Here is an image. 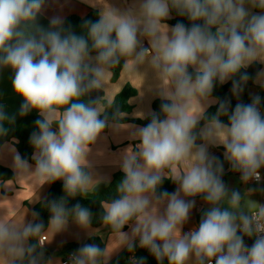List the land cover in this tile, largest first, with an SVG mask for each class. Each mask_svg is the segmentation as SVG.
<instances>
[{
    "label": "clouds",
    "instance_id": "1",
    "mask_svg": "<svg viewBox=\"0 0 264 264\" xmlns=\"http://www.w3.org/2000/svg\"><path fill=\"white\" fill-rule=\"evenodd\" d=\"M44 6L45 0H0V70L13 73L12 90L22 100L18 115L40 117L30 136L34 164L14 147L0 146V152L7 147L12 154L16 179L38 177V189L63 181L65 195L46 202L47 230L38 212L18 221L0 213V264H52L38 249L65 231L69 220L91 228V211L79 203L69 208L67 199L86 197L107 182L94 174L90 156L107 128L122 129L120 109L103 107L102 95L92 98V93L102 92L106 73L128 60L152 69L153 91L163 103L146 126L131 131L138 142L116 161L123 177L114 198L101 204L102 223L118 247L84 244L70 264H109L116 249L133 252L137 238L158 264L165 259L168 264H264V204L250 199L253 189L243 194L229 189L223 163L209 153V146H223L224 159L245 184L260 182L261 97L238 102L230 112V101L212 93L217 82L232 80L231 92L239 98L249 79L241 69L264 64V0H133L126 9L109 5L97 21H85L86 35L65 28L59 15L44 28L38 23ZM173 12L190 26L170 27L166 21ZM256 82L264 87V71ZM212 104L219 107L208 115ZM15 120L0 103V137ZM164 179L177 185L174 192L158 191ZM197 196L209 207L197 227L182 232ZM126 225L130 233L123 231ZM45 234L51 239H41ZM244 237L254 238L251 246ZM132 264H144V258L132 257Z\"/></svg>",
    "mask_w": 264,
    "mask_h": 264
},
{
    "label": "crops",
    "instance_id": "2",
    "mask_svg": "<svg viewBox=\"0 0 264 264\" xmlns=\"http://www.w3.org/2000/svg\"><path fill=\"white\" fill-rule=\"evenodd\" d=\"M132 3L133 0H46L42 15L49 21L51 17L56 15L62 16L63 18L67 15H78L84 17L87 15L90 8L96 9L99 13L102 9L106 10L109 5L118 9H126ZM253 11L255 12L257 10L254 9ZM168 25L170 27L173 26L170 24ZM143 45L145 47H149L147 39H143ZM253 64H260L262 67L260 72L264 71V64H261L260 62H254ZM228 82L229 81L226 83ZM103 83V107H105V103H112L115 97L126 85H131L137 89V95L130 101L134 108L129 117L133 119H145L149 117L150 113H153L152 107L154 101L160 99L153 91L156 80L152 69L146 63L137 65L132 60H128L126 61V64L118 78H114V73L111 70L106 73ZM263 94L264 87L257 83L255 78L254 84L250 88V96L253 97L259 95L261 97ZM215 105L216 104H212L210 107ZM120 127L122 129L118 131L112 128H107L104 134L93 146L92 154L90 156V160L93 163L94 174L100 178H107L106 183H109L112 180L113 175L116 172L121 171L118 163H116L121 153L129 146H134L135 143L138 142L130 138L131 131L143 126L134 123H124L120 124ZM4 145L15 148L12 143H6ZM224 151L223 146H209V153L217 158L224 157ZM0 165L13 170L16 176L13 167V156L8 151L7 147L4 148L3 152H0ZM224 173L226 174V178L223 182L229 189L235 190V180L230 178L231 176L239 178L240 175L238 172H233L231 170L228 162L224 166ZM249 182L251 185L256 186L251 181ZM40 183H42V181L38 177L34 176H26L19 179L14 178L13 180L3 182L0 181V213L6 214V217L12 220H22L25 216L26 220H31L33 208L46 197L51 186V184H45L38 189ZM4 184L11 187H5ZM93 188L89 192H91ZM64 195L65 194L63 192V196ZM37 196L40 197L39 201L33 202ZM193 199L195 200V207L190 213L189 221L183 226L182 232H188L197 227L202 212L209 207V205L205 203L203 197L197 196ZM130 229L131 225H129V227L124 231L130 233ZM45 236L46 240L51 239V234H45ZM94 236L100 237L110 251L118 247V241L113 237L109 228L105 226L100 228L91 227L86 231L70 220L67 229L55 234L50 242L45 243L44 249L48 253V259L52 260V264H63L67 254L73 251V244H78L80 248ZM136 243H139L138 238ZM126 251V247L116 249L111 255L109 264H127Z\"/></svg>",
    "mask_w": 264,
    "mask_h": 264
},
{
    "label": "trees",
    "instance_id": "3",
    "mask_svg": "<svg viewBox=\"0 0 264 264\" xmlns=\"http://www.w3.org/2000/svg\"><path fill=\"white\" fill-rule=\"evenodd\" d=\"M46 1V0H45ZM171 18L166 21V23L170 25H175L176 23L180 22L185 24L186 26H190V21L185 17L178 16L175 12L171 14ZM99 19L98 11L96 9L90 8L87 15L84 17L78 16V15H67L64 18V26L65 28H70L71 31H73L76 34L86 35L83 24L85 21H97ZM38 23L42 25L44 28H47L49 26V20L44 17L42 14L38 17ZM126 64V61H121V64L113 68L114 78H118ZM260 64H252L246 69H241V72H247L249 79L247 83L243 86V92L240 94L239 98L233 96L231 92L232 88V80H229L228 83L219 84V82L216 83L212 96L213 98L219 100V101H230V109L229 111L235 107L236 103L242 102V103H250L252 97L250 96V88L254 84V79L257 76V73L261 70ZM191 71V69H190ZM13 76V73L10 69H3L0 70V103L4 104L6 106V110L10 114L16 115L15 123L12 125H9V131L8 134L4 137H0V146H3L6 143H12L15 148L17 149L18 153L24 158L29 161V163L34 164V161L32 160V155L34 152V149L30 143V136L33 132L37 131L35 121L37 119H40L38 114L36 112H31L27 116L20 117L18 115L19 107L22 103L21 98L17 97L15 93L12 90L11 86V78ZM236 79H239V75L236 77ZM138 91L136 88H134L131 85H126L123 90L115 97L112 103H105V108H108L109 105H114L120 109V114L118 117V123L124 124V123H134L141 126H146L151 119V116L145 118V119H133L130 118L129 115L133 111V105L131 104V99L137 95ZM102 95L103 102H104V92H94L92 93V98H95L97 96ZM163 103L161 99H158L154 101L153 103V112L159 114L160 113V105ZM219 105L216 104L215 106L210 107L207 110L208 115H213L216 113ZM261 112L264 113V94L261 96ZM110 110V109H109ZM109 119L111 120V115L109 116ZM223 122L227 123V117H223ZM219 160L221 163H223V166L226 165L227 161L224 159V157H219ZM240 175V173L238 172ZM123 173L122 171H118L113 175L112 180L109 183H101L100 185H96L91 192L87 194L86 197L84 196H76L75 198H68L67 199V206L71 208L75 204L79 203L80 205L87 207L93 216L92 219V228H100L103 225L101 220V215L103 212L102 209V203L114 198L116 195V185L117 183L122 179ZM15 178L14 171L11 170L8 167L0 165V181H8L13 180ZM226 178V174L224 173L222 176L223 181ZM177 188V185L174 184L172 181L168 179H164L160 189H158L159 192L162 191H168V192H174ZM63 182L62 181H56L51 184L50 189L46 195V197L39 202L34 208L33 211L39 213V221H42L44 224L45 230L48 228V222L50 218V212L48 211L47 207H45V204L47 201L50 200H59L63 196ZM70 221V220H69ZM129 227V225H126L123 229L126 230ZM244 241L246 244H251L253 241L249 237H244ZM85 244H96L101 248L105 247V243L103 240L98 237L94 236L91 237ZM73 250L77 251L79 249L78 244L72 245ZM38 251H43L44 253V260H48V253L44 249H38ZM132 257H135L137 260L140 258H144V264H158L155 257L147 250L139 247V243H136L135 250L133 252L126 251V262L127 264H132ZM162 264H168V261L165 259Z\"/></svg>",
    "mask_w": 264,
    "mask_h": 264
},
{
    "label": "built area",
    "instance_id": "4",
    "mask_svg": "<svg viewBox=\"0 0 264 264\" xmlns=\"http://www.w3.org/2000/svg\"><path fill=\"white\" fill-rule=\"evenodd\" d=\"M262 115H264V113H262ZM260 172H261V180L259 183H257L255 180H250V181L258 187L260 204H264V168L260 169ZM41 239L46 240V236L44 235L43 237H41ZM251 240L254 242V238H251ZM252 243L246 244V242H245V244L248 246H251ZM44 246H45V244H44ZM74 252H75V250H73L67 254V256L65 257V259L63 261V264H70V257ZM213 264H214V261H213Z\"/></svg>",
    "mask_w": 264,
    "mask_h": 264
},
{
    "label": "rangeland",
    "instance_id": "5",
    "mask_svg": "<svg viewBox=\"0 0 264 264\" xmlns=\"http://www.w3.org/2000/svg\"><path fill=\"white\" fill-rule=\"evenodd\" d=\"M230 179L235 180V190L240 191L241 194H243L247 189H253V191L251 192V194L249 195L250 199L256 201L259 203V198H258V193H257V187L254 185H251L250 182H248L247 184H245L241 178H236L234 176H231ZM250 205L252 207H255V204H253L252 202H249Z\"/></svg>",
    "mask_w": 264,
    "mask_h": 264
},
{
    "label": "water",
    "instance_id": "6",
    "mask_svg": "<svg viewBox=\"0 0 264 264\" xmlns=\"http://www.w3.org/2000/svg\"><path fill=\"white\" fill-rule=\"evenodd\" d=\"M112 71H113V69H112Z\"/></svg>",
    "mask_w": 264,
    "mask_h": 264
}]
</instances>
